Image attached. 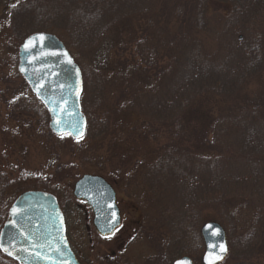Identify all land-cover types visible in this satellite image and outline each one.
<instances>
[{
	"label": "trees",
	"instance_id": "obj_1",
	"mask_svg": "<svg viewBox=\"0 0 264 264\" xmlns=\"http://www.w3.org/2000/svg\"><path fill=\"white\" fill-rule=\"evenodd\" d=\"M223 4L230 8L226 7L228 15L213 21L210 12ZM4 9L9 27L11 23L16 32L26 22L30 27L26 35L50 33L75 50L92 47L100 40L103 44L111 32L126 34L122 47L126 49L133 43L136 56L143 61L147 58L146 62L151 61L156 70L154 79L136 66L120 74L131 85V93L121 92L120 98L127 96L133 104L131 111L147 119L144 124L130 127L131 132L142 127L140 138L130 140L127 136L121 141L143 146L139 152L129 149L127 160H159L158 166L152 168L155 172L144 178H152L157 185L146 187V192H159L158 184L164 177L163 189L171 191L168 184L174 185L176 207L187 219L211 218L206 222L220 224L229 239L230 232H237L243 239L255 236L253 247L242 245L244 256L223 264H264V91L260 90L256 97L243 95L255 83L264 85V21L258 20L264 16V0H18L5 4ZM157 16L161 19L159 43L150 45L141 22L146 20L149 26V19ZM128 23L137 25L139 36L128 28ZM208 36H219L215 51H204L203 40ZM142 43L150 49L138 51ZM159 47L161 54L157 52ZM7 97V92L0 90V104L9 105ZM115 107L117 111L122 108L117 103ZM40 109L36 107L35 111ZM82 111L87 119L82 139L75 141L48 131V137L71 149L69 153L78 144H82V152L83 148L95 151V137L100 133L101 141L114 137L115 123L111 124L114 118L110 114L100 120L92 136L94 123L99 120L95 114L89 116L83 107ZM43 120L46 126L47 119ZM114 121L120 122L119 118ZM113 140L109 142L118 141ZM152 144H157L153 151ZM134 164L139 165L137 161ZM56 172L59 174V170ZM123 174L114 172V186L119 180L116 178ZM136 178L120 183L132 187ZM27 191L32 190L23 189L20 181L12 179L0 166V228L11 203ZM38 191L55 195L62 208L76 203L70 194L61 201V191L56 188ZM163 204L158 203V208ZM204 209L211 210L214 217L204 215ZM252 215L260 219L259 225L250 218ZM245 222L249 226L244 227ZM0 264L16 263L0 253Z\"/></svg>",
	"mask_w": 264,
	"mask_h": 264
},
{
	"label": "rangeland",
	"instance_id": "obj_2",
	"mask_svg": "<svg viewBox=\"0 0 264 264\" xmlns=\"http://www.w3.org/2000/svg\"><path fill=\"white\" fill-rule=\"evenodd\" d=\"M11 1L18 2V0H0V90L7 92L9 96L7 100L10 102L9 105L0 104V166L2 169L12 179L19 180L23 189L56 188L61 191L59 199L63 202L66 201L67 194L71 195L74 183L83 175H99L114 185L112 179L114 172L124 173L116 178L119 180L114 186L122 224L112 237L97 240L92 228L89 227V231L86 229V226H90L91 223L88 208L80 202H70L71 205H68L72 214L69 218L70 241L73 248L78 251V256L81 252L84 254V259L80 257L84 264H171L180 257L192 258L194 264H200L204 247L199 230L211 218L187 219L179 207H176L178 199L173 194L174 185L168 184L171 191L168 190L169 188L163 189L164 177L160 178L162 181L158 184L159 192H154L155 195L146 192V187L151 188V185L155 187L157 185L152 178L147 177L146 181L144 178L146 174L155 172L152 168L158 166L159 160L139 157L133 161L127 160V154L130 155L127 153L129 149L133 147L136 149L135 152H139L143 151V146L122 143L128 138L127 136L130 140L140 138L142 127L132 132L130 127L135 124H144L147 119L136 111H131L133 104L127 96L120 98L121 92L131 93L130 83H125L120 77L121 71L128 68L127 71L131 72L136 66L146 70L149 79H154L156 70L150 65L151 61L146 62L147 58L143 61L137 57V50L133 43L132 46L124 49L122 46L127 39L126 34L121 35L119 31L117 34L113 32L108 34L107 42L102 44L100 40L96 45L84 50H75L65 40L59 39L69 46L67 47L69 53L82 72L81 108L83 107L89 116L95 114L99 120L97 124L94 123L92 136L106 114H110L114 120L119 118L120 121L117 124L116 121L111 120V124L115 123L112 127L115 132L114 137L111 135L112 138L109 137L105 141H101L102 133L95 137V151L83 148L82 152L80 147L82 144H78L74 147L75 152L73 150L69 153L71 149H65L58 141L48 137V115L27 89L28 86L23 84V79L17 72V53L22 42L20 40L28 36L25 32L28 33L30 27L26 22L25 25L21 24L19 32L12 28L11 23L9 27L4 6ZM226 7L230 9L226 4L217 5V11L213 10L214 12H210L211 16H209L213 21L219 22L228 15ZM159 19L158 16L153 20L149 19L152 23L151 25L149 23V26H147L148 21L141 22V29L144 31L143 34H147L150 45L159 43L157 37L160 33ZM258 20L264 21V16L258 17ZM128 28L134 29V35L139 36L140 30L136 31L137 25L128 23ZM217 34L219 33L216 32ZM218 37L204 38V51H215L219 44ZM147 49H150L147 44L142 43L138 51H147ZM157 52L161 54L163 51L160 48ZM263 86L261 83H255L246 89L243 95L246 98L256 97L260 90L264 91ZM116 103L122 107L118 111L115 107ZM203 103L210 105L209 101ZM39 106L42 110L35 111ZM20 107L24 109V112ZM43 119H47L46 126L41 122L44 121ZM113 138L118 140L116 144L109 142L110 139L114 141ZM82 143L85 145L86 140ZM156 147L157 144H152L151 150L153 151ZM134 161H137L139 165H135ZM56 170H59V174H56ZM104 174H108L109 177ZM130 177L138 178L133 181L132 187L131 185L129 187L127 183H120L124 182L123 179L127 180ZM161 202L164 206L158 208V203ZM203 212L208 217H214L209 209H204ZM256 215L250 218L259 225L260 219H256ZM249 224L245 222L244 227ZM229 236L231 241L226 232L230 251L226 261L230 263L236 257L244 256L245 250L241 251L242 245L251 246L255 243V236L243 239L237 232H230ZM113 252H116L114 257L111 255Z\"/></svg>",
	"mask_w": 264,
	"mask_h": 264
},
{
	"label": "water",
	"instance_id": "obj_3",
	"mask_svg": "<svg viewBox=\"0 0 264 264\" xmlns=\"http://www.w3.org/2000/svg\"><path fill=\"white\" fill-rule=\"evenodd\" d=\"M17 72L48 114V130L56 136L82 139L87 121L81 109L83 79L62 41L37 32L18 47ZM72 196L92 213V225L100 236H110L121 225L116 197L100 176L83 175L73 185ZM204 245L201 264H222L229 255L223 228L215 222L201 226ZM0 253L16 264H79L67 238L64 217L54 195L27 191L11 203L0 228ZM172 264H193L181 257Z\"/></svg>",
	"mask_w": 264,
	"mask_h": 264
},
{
	"label": "flooded vegetation",
	"instance_id": "obj_4",
	"mask_svg": "<svg viewBox=\"0 0 264 264\" xmlns=\"http://www.w3.org/2000/svg\"><path fill=\"white\" fill-rule=\"evenodd\" d=\"M110 185L112 186V188H113V190H114V192H115V187H114V185L111 184V183H110ZM115 197H116V192H115ZM77 202H80V203L84 204V205L88 208V206L86 205L85 202H83V201H77ZM59 204H60V203H59ZM116 205H117V207H118L117 199H116ZM60 209H61L62 215H63V217H64L65 228H66V238H67V241H68L69 247H70L72 253L74 254V256L76 257L77 261H78L80 264H84V263H83L84 261H83V262L81 261L82 259L85 258L84 254H82V252H81L80 256H78V254H77L78 251L75 250V249L73 248L72 243H71V241H70L69 227H70L71 225H70V219H69V218L72 216V214H71V208H69V207H67V208H66V207L62 208V207H60ZM118 209H119V207H118ZM88 210L90 211V214H91V223H90V226H86V229H87V231H89L90 228H92V230H93L94 233L96 234L95 236H96L97 240L107 239V238H109V237H112V236L117 232V230L121 227V225H120V227H119L117 230H115V232H114L112 235H110V236H105V237H103V236L98 235V234L96 233V231H95L93 225H92V213H91L90 208H88ZM119 212H120V210H119ZM84 215H86V213H84ZM120 218H121V214H120ZM73 222H74V221H73ZM121 224H122V219H121ZM89 227H90V228H89ZM115 253H116V252H115ZM115 253L113 252V253L111 254L112 257H114L113 255H114ZM80 257H81L82 259H81Z\"/></svg>",
	"mask_w": 264,
	"mask_h": 264
}]
</instances>
